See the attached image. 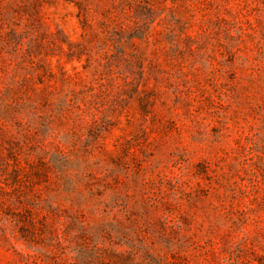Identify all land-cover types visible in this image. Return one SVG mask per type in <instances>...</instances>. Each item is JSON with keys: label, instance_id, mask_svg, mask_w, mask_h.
<instances>
[{"label": "rangeland", "instance_id": "374dc122", "mask_svg": "<svg viewBox=\"0 0 264 264\" xmlns=\"http://www.w3.org/2000/svg\"><path fill=\"white\" fill-rule=\"evenodd\" d=\"M0 264H264V0H0Z\"/></svg>", "mask_w": 264, "mask_h": 264}]
</instances>
